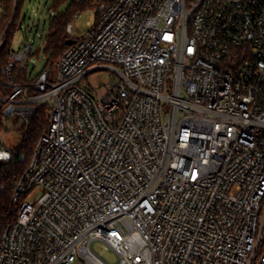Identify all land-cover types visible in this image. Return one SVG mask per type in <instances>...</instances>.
I'll return each instance as SVG.
<instances>
[{
  "label": "built area",
  "instance_id": "1",
  "mask_svg": "<svg viewBox=\"0 0 264 264\" xmlns=\"http://www.w3.org/2000/svg\"><path fill=\"white\" fill-rule=\"evenodd\" d=\"M78 1L94 21L67 25L55 77L20 26L0 67L4 130L46 114L0 264H108L94 242L115 264H264V0ZM100 69L118 80L96 99Z\"/></svg>",
  "mask_w": 264,
  "mask_h": 264
},
{
  "label": "trees",
  "instance_id": "2",
  "mask_svg": "<svg viewBox=\"0 0 264 264\" xmlns=\"http://www.w3.org/2000/svg\"><path fill=\"white\" fill-rule=\"evenodd\" d=\"M48 1L50 3L47 9L49 21L47 33L43 37L44 47L36 50L32 57L33 59L38 60L40 54H42L44 66L45 64H50L54 61H57L67 50L68 46L66 43L70 41V38L66 33V27L72 21L74 15L77 12H85L90 8L87 3L79 2L78 0ZM65 4L66 7L63 10H60V8ZM12 5L13 4L11 0H4L0 3V9L2 11V16L0 19V31L6 25L11 16L13 7ZM23 5L24 0L15 1L11 30L2 40V44L0 45V67L5 65L8 60L7 53L9 49V43L12 38V34L15 32L16 28L20 26L19 17ZM44 66L41 69H43ZM25 74L26 72H23V75ZM1 80L4 81L2 77ZM45 118V111L40 109L37 111L29 127L19 128L21 141L14 152L17 155L24 154L25 161L19 162L18 159H15L0 170V234L6 225L12 224L16 219L17 205L12 204L14 186L32 157L34 148L38 141L40 130L44 125ZM4 131L2 112L0 110V134H2Z\"/></svg>",
  "mask_w": 264,
  "mask_h": 264
},
{
  "label": "rangeland",
  "instance_id": "3",
  "mask_svg": "<svg viewBox=\"0 0 264 264\" xmlns=\"http://www.w3.org/2000/svg\"><path fill=\"white\" fill-rule=\"evenodd\" d=\"M50 5L48 0H24L23 8L20 11L19 23L22 28V32L16 33L12 40V48L17 49L25 34L27 37L33 40V47L36 50L39 47H44V39H39V32L43 29V37L47 33L49 15L47 13L48 6ZM66 4L63 5L60 10H63ZM95 10L94 8L87 9L82 17L79 19V26L73 27L72 32L77 38L82 37L86 31V22L93 23ZM43 55L40 54L38 60H36V67L34 73L41 70L44 66L42 61ZM52 66V77L56 76L57 67L56 61L50 63ZM30 68V66H29ZM118 80V76L111 70L100 69L91 72L84 79L81 80L80 86L93 95L96 99H103L107 96V88L113 82ZM16 119L12 118L10 122L6 123V131L0 135L1 145L11 151H14L20 144L21 135L19 132L20 125L15 124ZM92 250L101 257L108 264H115L116 257L110 249L100 242H94L92 244ZM79 264V263H76Z\"/></svg>",
  "mask_w": 264,
  "mask_h": 264
},
{
  "label": "water",
  "instance_id": "4",
  "mask_svg": "<svg viewBox=\"0 0 264 264\" xmlns=\"http://www.w3.org/2000/svg\"><path fill=\"white\" fill-rule=\"evenodd\" d=\"M72 44H73V41H71V40L66 43L67 46H70ZM0 167H1V162H0Z\"/></svg>",
  "mask_w": 264,
  "mask_h": 264
}]
</instances>
